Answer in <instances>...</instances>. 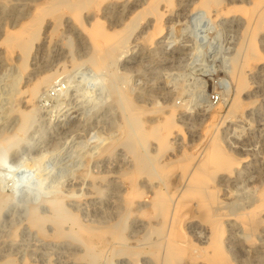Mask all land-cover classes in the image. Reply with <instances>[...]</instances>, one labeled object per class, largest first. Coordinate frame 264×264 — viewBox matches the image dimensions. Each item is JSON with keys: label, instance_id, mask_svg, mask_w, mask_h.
Returning a JSON list of instances; mask_svg holds the SVG:
<instances>
[{"label": "rangeland", "instance_id": "374dc122", "mask_svg": "<svg viewBox=\"0 0 264 264\" xmlns=\"http://www.w3.org/2000/svg\"><path fill=\"white\" fill-rule=\"evenodd\" d=\"M219 1V9H224L220 10L222 13L218 11L219 14L213 3L204 11H196L192 9L195 0H177L169 10L164 2H159L162 29L150 41L147 42L146 36L154 17L146 14L139 19L126 46L117 51L113 65L98 70L92 64L81 63L38 92L34 99L36 114L24 139L8 149L3 154L6 156L0 155V196L6 198L0 206V261L10 256L16 262L25 260L31 264H163L167 228L160 233H147L150 220L138 212L146 207L150 195L155 192L159 195L179 186L180 169L172 172L169 182L163 181L158 174L139 177L137 185L145 194L135 200L132 215L124 221V239H109V252L97 261L79 257L82 253L80 243L44 239L26 224L32 208L47 215L59 213L61 209L54 211L50 198L61 199L60 194H63V209L75 214L79 224L101 225L104 229L109 225L119 227L118 196L127 186L118 178V173L131 166V155L120 144L110 151H105L104 146L118 137L122 120L126 121L133 113L132 108L123 114L128 105L126 97H129L134 108L143 105L163 108L170 104L183 108L184 113L174 120L173 131L168 137L169 147L161 159H173L199 143L198 151H201L209 141L207 138L218 130L216 135L223 150L238 162L233 166L236 167L234 170L219 172L213 183L212 193L218 201L212 206V210L216 208L213 212H218L220 205L226 206L224 209L229 213L223 220L224 253L234 264H264V213L261 229L252 245H247L240 225L233 220V214L247 207L264 186V60L255 72L250 73L249 91L241 94L243 100L253 101L254 107L243 114L242 122L227 118L226 110L234 96L229 75L232 55L246 28L244 16L236 6L250 3L249 0ZM40 2L42 0H0V41L5 29L17 28L26 12ZM139 2L143 3V0ZM105 4L100 3V7L91 13L108 31L122 27L136 12L120 7L101 11ZM65 25L58 39L56 37L48 46H34L29 68L34 66L35 70L39 67L41 70L45 66L54 70L57 63L67 60V37L73 44V56L85 57L86 40L77 30L75 32L76 28ZM256 39L258 50L264 56V27ZM1 48L0 43V135L10 132L15 125L14 109L23 108V103H18V90L23 92L25 77L28 78L24 72L25 75L21 74L16 82L15 58L4 61ZM12 86L17 92L15 96L11 93ZM219 105L217 124L211 127L215 129L202 134L210 111ZM155 119L153 112L148 113L144 125ZM141 150L152 155L154 142H148ZM87 173L105 178L101 182L95 181L101 189L98 193L92 187L93 176L85 175ZM171 215L172 207L168 218ZM190 221L184 228L190 242L206 245L203 226L195 217ZM151 222L155 224L157 220ZM49 224L47 232L52 228ZM64 224L67 229L74 225L70 221Z\"/></svg>", "mask_w": 264, "mask_h": 264}, {"label": "bare ground", "instance_id": "6f19581e", "mask_svg": "<svg viewBox=\"0 0 264 264\" xmlns=\"http://www.w3.org/2000/svg\"><path fill=\"white\" fill-rule=\"evenodd\" d=\"M139 1L140 0H42L40 3H35L32 8L26 12L25 19L17 28L13 30H4L3 37L0 41L2 45L1 52L5 59L4 61H10L15 58L14 66L16 67L15 70L17 73L15 77L16 82L17 79L19 80V76L21 74L23 75L24 72L27 73L28 78L25 77V89L22 90L23 92L18 90V103L21 101L23 103V108L18 107L14 109V114L16 116L14 120L15 125L10 132L0 135V155H3L5 152L7 153L8 149L13 146L16 147V145L24 139V135L28 132V128L33 123L36 114L34 99L43 87H47L62 73L79 66L81 63L92 64L98 70H104L109 65H113V63L116 62L115 55H117V51L121 47L126 46L140 21L139 19H141L143 15L152 14L154 17L152 19V28L150 27L151 30L146 36L148 42L153 35L159 33L162 29L159 2H164L163 5H166V10L171 9L174 6L173 4L177 2V0H143V3ZM100 3H106L100 8L101 11L120 7L121 10H136V12L133 15L130 14L132 16L125 21L126 23L123 24L122 27L108 31L97 16L91 13L92 10L100 7ZM211 3H213L216 8H214L215 12L218 13L219 11L220 13L224 11L223 8V10L221 8L219 9L221 3L219 0H195L192 9L204 11L210 7ZM249 3L248 6H236L238 7L236 10H240L244 16L246 28L240 40L238 39L239 41L235 47V52L232 55V67L229 73L234 86V96H232L230 100L231 102L226 110V116L227 118L230 117L233 121L236 119L240 121V119L245 116H243V114L252 110L254 107L253 101L243 100L241 94L245 91H249L251 84H249L250 73L255 72L257 68H259L261 62H263L262 60H264V56H262L261 52L258 50V44L256 42V36L258 33L262 32L264 27V0H249ZM117 11L116 13H118ZM204 14H206V12ZM88 20L90 22H88ZM88 24H90V26ZM63 25H65L64 27L68 26V28L69 26L70 28L74 27L76 28L75 32L77 30L79 34H82V38L86 40L87 50L85 57L78 59L73 56V44L70 38L67 37L65 42L69 48L67 60L62 62L58 61L59 63H57V67L54 68V70H50L51 68L47 69L45 66L41 70H39L40 67L37 68V70H35L36 68L34 66L29 68L28 65L31 64H29V58L31 59L34 46L37 47V44H42L40 46H48L56 37L58 39ZM48 65L49 64L46 66ZM31 75L33 76L30 78ZM117 75L116 73V76ZM16 85L17 83L15 86ZM14 88L11 92L12 94L14 92L13 96L17 94ZM124 96V92L121 91V97L124 98ZM126 100V103L128 102V107L125 106L123 114L126 115L128 110L132 108L134 111L129 119L126 121L125 119L122 120L121 131L118 137L113 139L111 143L107 145L104 144L106 145L104 146L105 151H110L116 145L120 144L124 146L131 155V166L118 173V178L121 182L124 181L127 186L125 190L123 188L124 186L122 187L124 191L122 190V193L118 196L119 227L116 228V226L112 227L109 225L104 229L101 225L79 224L75 214L63 209V194H60L63 201L55 196V198H50V202H53L50 204H54L52 206L53 210L59 212L58 210L61 209L59 213H53V210H51L52 213L47 215L48 213L43 214L40 211L38 212V209L35 210L36 208H32L26 219L27 226H29L30 229L32 228L39 236L44 237V239L76 241L82 246V253L80 252L81 254L79 257L86 260L88 259L92 262L97 261L109 252V246L107 244L109 239H124V221L130 214L132 215L135 200L142 198L145 194L142 191L143 189H140L137 185L139 177L141 175L151 176L152 174H158L163 181L169 182L172 172L180 169L181 180L179 181V186L170 188V190L161 194L159 193V195L155 194L156 192L150 195L146 207L143 210L140 209V212H138L148 217L150 220L147 224V233L151 231L160 233L167 228L163 264H185V262L191 264L198 262L204 264H234L232 263L233 260H229L231 258H226L222 246V237H224L223 220L229 213L224 209L227 208L226 206L223 208V206L220 205L219 211L216 213L213 212L216 208L212 210V206L217 204L218 201L214 198L212 190L215 189L213 183L217 178V174L223 171L230 172L232 169L234 170L236 167L233 168V166L238 162L233 155L227 154L226 150H223L220 145L222 143H219V139L216 135V133L218 134V130L212 133L213 136L211 138H207L209 141L205 142L201 151H198L201 147L199 143L197 146L194 145L195 147L189 152H184L183 154L181 152L180 156L177 155V157L173 159H161L162 155L169 147L168 137L173 131L174 120L177 115H182L184 113L183 108L175 104L165 105L166 107L163 108H147L144 105L134 108L135 105L130 101V98L126 97ZM220 107L221 105L213 107L210 111L209 119L207 123H205L203 129L204 133L202 132V134H205L209 129H215H211V127L217 124V114L220 111ZM150 112L155 114L156 119L152 123L144 125L147 114ZM205 139L206 138H204V140ZM150 141L154 142L155 145V152L152 155L141 150V148L146 146ZM198 152H200V154ZM193 157L195 159H193ZM175 172H173V174ZM85 175L93 176L91 173ZM171 179V181H174L173 178ZM91 180L94 192L96 191L95 193H98L101 191V189L96 186L95 181L101 182L105 180L103 175L93 176ZM5 202L6 198L0 196L1 207ZM137 205L139 206V204ZM171 207L172 215L168 218ZM263 213L264 186L257 191L255 197L247 207L240 208L239 211L233 214V220L240 225L244 233V241L247 245L255 243L254 238L261 229ZM194 217L203 226L206 232V245L204 246L194 245L185 234V226L191 222L190 220ZM151 220H157V222L153 224ZM68 221L72 222L75 226L68 227V229L65 228L64 225L66 224H64V222L68 223ZM47 223L52 225L50 232L46 231ZM113 223L115 225L116 222ZM153 246L155 247V245ZM0 264L31 263L25 260L19 263L12 257L6 256L0 261Z\"/></svg>", "mask_w": 264, "mask_h": 264}]
</instances>
